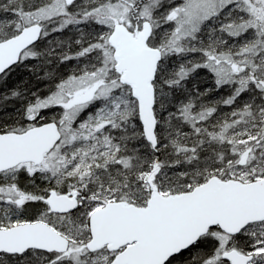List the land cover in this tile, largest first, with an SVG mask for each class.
<instances>
[{
	"label": "snow or ice",
	"instance_id": "snow-or-ice-1",
	"mask_svg": "<svg viewBox=\"0 0 264 264\" xmlns=\"http://www.w3.org/2000/svg\"><path fill=\"white\" fill-rule=\"evenodd\" d=\"M0 264H264V0H0Z\"/></svg>",
	"mask_w": 264,
	"mask_h": 264
}]
</instances>
